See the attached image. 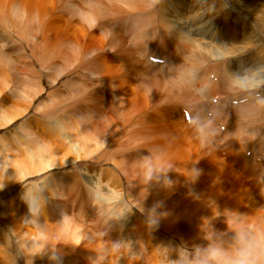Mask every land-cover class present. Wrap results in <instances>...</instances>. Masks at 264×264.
<instances>
[{
    "label": "rangeland",
    "instance_id": "374dc122",
    "mask_svg": "<svg viewBox=\"0 0 264 264\" xmlns=\"http://www.w3.org/2000/svg\"><path fill=\"white\" fill-rule=\"evenodd\" d=\"M50 3L51 0H41V4L37 2L34 5L43 10L45 6L52 8L53 3ZM15 20L9 19L8 24L15 25L12 24ZM18 22L19 29L28 32V28L26 30ZM42 24L40 29L48 42L55 43L56 39L64 38L80 41L79 44L85 47H104L98 32L87 29L86 33L76 21H70L61 13L53 11L43 19ZM162 39L166 40L170 52H175L171 44H180L173 34H164ZM27 46L33 52L31 59L23 58L18 52L0 58V190L11 189L18 182L10 177L8 171L12 162L20 164L28 173H35L42 169L40 160L46 151L63 165L38 173L35 178L32 176L33 181L40 180L39 183L36 181L37 185L33 184L30 188L26 183L24 187L29 188L25 190L22 187L23 190L18 189L6 199L10 214L0 217V264H91L90 256L110 264H264V198L261 197L264 194L261 189L260 193L259 181L250 171L252 165L249 169L234 155L230 150L234 143L220 138L223 126L213 123L215 114L229 108L227 101L204 112L210 126L222 127L214 138L218 150L206 153L197 143L198 121L185 118V114H191L189 106L180 104L182 106L178 107L179 104L168 103L147 107L150 109L144 111L146 101L143 93L131 80L132 75L128 79L122 70L128 61L126 63L120 57L102 58L97 67H92L85 61L64 59L56 52L55 55L47 56L46 53L45 56L42 44V47ZM142 53L133 45L124 56L129 62L138 63ZM149 62L162 64V60L151 59ZM139 64L144 66V59ZM239 67L236 66L234 71H238ZM90 71H99V76L113 81L121 93V101L127 100L136 113H144L142 121L148 119L147 129L151 135L136 136L140 134L137 131L142 133L144 127L132 126L127 120L112 127L114 136L101 143L100 137L96 138L97 135L92 136L88 131L84 130L87 135L85 140L74 134L72 129L68 130L69 121L73 120L67 117L68 111L78 99L73 93L80 89ZM212 76L208 77L211 81ZM174 86V82L162 81L159 90L170 93ZM229 86H222L221 97L230 94ZM204 94L209 95V92ZM217 99L220 97L215 95L212 106L217 105ZM191 100L193 97L189 95L187 101ZM94 101L85 99L83 104L94 110L97 107ZM229 103L236 105L238 101ZM137 139L139 142L134 143ZM234 141L238 142L237 139ZM257 141L237 143V146L246 147L241 156L248 162L251 157L249 147H257L253 167L261 165L259 167L264 171V141ZM137 146L143 153L135 152ZM163 154L168 161L175 159L173 161L179 164L176 166L180 167L183 163L186 167H183L186 172L182 169L185 175L179 181L174 179V169L164 161ZM94 162L101 163L99 171L96 165H89ZM82 165L88 167L89 177L96 179L94 186H87L90 184L82 179V173L85 174L81 170ZM69 166L73 168L67 170ZM189 176L194 177L197 186H203L202 198L200 194L195 196L184 185V178ZM44 183H47L46 188ZM52 184L59 189L55 190ZM108 187L116 189L114 201L107 197ZM60 189H64L63 197L56 198L55 191L59 193ZM48 191H52L51 194ZM204 194L212 198L207 200ZM26 202L40 206L38 226H47L46 229L51 231H46L41 243L43 249L40 247L47 256L34 258V252H31L34 245L27 247L17 243L13 236L21 229L24 230L22 233L37 235V229L31 223L18 217V211ZM52 202L65 206L68 215L64 220L57 216L56 205ZM214 209L217 210L216 215L211 213ZM172 210L178 215L171 213ZM226 213L237 217H228ZM209 217L219 223L213 226ZM65 222L67 227H64ZM4 223L9 225L8 229ZM76 229L80 233H92L94 238L84 239L78 249L72 248L65 243L68 241L65 235L75 233ZM118 236H123L127 248Z\"/></svg>",
    "mask_w": 264,
    "mask_h": 264
},
{
    "label": "bare ground",
    "instance_id": "6f19581e",
    "mask_svg": "<svg viewBox=\"0 0 264 264\" xmlns=\"http://www.w3.org/2000/svg\"><path fill=\"white\" fill-rule=\"evenodd\" d=\"M51 1L53 4H50L53 5L54 9H52L53 7L49 8L45 6L43 10H40L38 5L34 4L37 2L41 4V0H0V58L12 56L13 52H18L23 58L26 57L27 59H31L33 52L30 51L27 44H33L34 47L42 44L45 48L44 50H46L45 56L46 53L47 56L57 53L64 57V59L72 58L75 61H85L92 67H97V62L102 58L120 57L126 63L128 61L122 69L126 73L127 78L130 79L128 76L132 75L131 80L137 83L138 89L143 93V98H145L146 101V108L144 111L150 109L147 107L152 106L153 108L156 105L168 103H176L177 106L179 104L178 107L182 106L180 104L189 106L191 110V114H188L191 119L190 121H198L197 143L200 149H203L206 153L210 152L212 149L218 150L214 138L220 133L222 127L217 129L214 128V124L210 126L204 112L205 110L220 106V104H222L220 102L227 101L226 104H228L229 108L224 112L215 114L216 119L213 123L223 126V134L221 133L222 137L220 138L234 143L230 146V150L234 152V155L240 158V161L244 165L248 167L252 165L251 169L250 167L249 169L254 174L253 176L259 181V190L261 189L264 194V171L259 167L261 165H254L253 167V158L256 157L258 152L257 147L253 145L249 147L251 150V157H249L250 162H248L247 158L244 159L241 156V151L246 147L243 145L237 146V143H250L258 139L264 141V0ZM53 11L63 14L65 18H68L70 21H76L83 30L85 29L86 33L87 29L92 32H98L102 37L103 49H99L95 46L85 47L82 46L81 43L79 44L80 41L75 42L73 39L69 41L68 39L62 38L63 40L56 39L55 43H53V41L48 42L46 39L47 36L44 37L42 33L43 30L40 29V25H43V19L49 17ZM12 18L16 19L12 24L16 25V22L19 20L18 24L26 27V30L28 28V32H25L24 29H19L21 27L17 25V28L15 25H9L8 20H14ZM33 23L34 25L32 26ZM171 33L180 42V44H171L170 47H173L175 52L168 51L167 47L169 46L166 40H163L164 38L162 39L164 34L172 35ZM159 35L161 37H159ZM121 38L124 39L126 43H124ZM43 39L45 40L44 44ZM133 45L143 52L142 58L138 60V63L134 61L129 62L124 56L126 55V51H129L130 47ZM143 59L145 64L141 67L139 62H143ZM151 59L162 60V64H153L149 62ZM239 65L241 68L239 67L238 71H234V68ZM98 73L99 71H90L86 76V80L80 84V89L73 93L78 99L70 105L68 116L66 115L69 118H73V120L70 119L71 121L67 120L70 122H68V130L72 129L73 133L80 139L81 136L85 139L87 135L84 133V130L88 131L90 135H97L96 138L100 137L101 143L114 136L112 127L127 120L132 126L141 125L144 127L142 133L141 130L137 131L140 132V134L137 133L138 135H136L135 132V134L133 133V137L135 135L140 136L141 134L146 136L151 135L147 129L148 119L146 118L142 121L143 117H145L143 115L144 113H136L133 106L129 107L127 100L124 99L121 101V93H119L120 91L116 84L106 79L107 77L103 78L104 76H99L100 74L98 75ZM210 75H213L211 78L213 79L212 81L208 78ZM69 78L72 79V75H69ZM167 80L174 82V89L170 93H161L159 90L160 84L162 81ZM226 84L230 85L231 92L221 97L223 94L222 86ZM192 91L196 93L197 97ZM205 91H208L209 95L204 94ZM189 95L193 97V100L187 101ZM215 95L217 98L220 97V99H217L216 106H212ZM85 99L95 100L94 102L97 107L94 110L85 107L83 104ZM60 101L62 102V100ZM230 101H238V104H230ZM236 124L239 126L236 127ZM234 127L238 129H232ZM78 128L80 131H78ZM234 139H237L238 142L234 141ZM135 142H139L138 139L137 141L135 140L134 143ZM257 142L259 143V141ZM137 147H135V152L143 153L140 146ZM158 150L160 151V146H158ZM6 151L8 150L6 149ZM246 152L247 151H245V153ZM7 153L4 151V154ZM164 157V161L169 163L168 165L174 169V179L179 181L182 176L184 177V171L186 172V169L184 170L183 168L185 167L183 166L184 164L180 163V167L176 166L179 164L173 161L175 159H170V161H168V158L166 156ZM40 162L42 164V169L35 173L26 172L17 162L11 163L8 169L11 174L10 177L16 178L18 182L14 183L11 189H7L6 191L0 190V217H6L10 214L8 205L5 203L9 196L14 194L18 189H22V187L26 190L29 187L31 188V185L33 186L34 184L35 186L40 182V180H38V182L36 179L33 181L31 179L32 176L35 178V175L38 173L42 174L48 169L63 165V163L57 161L46 151L42 153ZM68 163H70V161H68ZM89 165H96L98 167L97 171H99V168L102 166L101 163L96 162L89 163ZM72 168L73 166H69L67 170H71ZM81 170L85 171V174L82 173V179L84 180L85 178V182L90 184L85 185L90 187L94 186L96 179H91V177H89L88 167L82 165ZM45 177L46 176H44V178ZM184 179V185L188 187V190L193 192L195 196L200 194L202 198L204 192V189L202 190L203 186H197L194 177L192 178L189 176ZM26 183H29V187L27 188H25L27 186ZM46 184L44 183L45 188ZM63 185H61L60 188H62ZM0 187H2V183H0ZM54 187L53 188L57 190V185ZM115 190L116 189L113 187H108L107 192L109 195L107 196L106 192L105 195L111 197L114 201L116 197ZM63 192L64 189H60L59 193L55 191L57 194L56 198L57 196L62 198ZM114 195L115 197L113 198ZM210 197L211 195L208 197L207 194L204 196L205 199L208 198L207 200L212 198ZM261 197L264 198V195ZM32 200L31 202H33ZM52 204L56 205L55 212H57V216H59L60 220H64L68 215L65 206L60 203L52 202ZM40 209L38 204L34 205L33 203L26 202L22 210L18 211V217L23 219L24 222L28 221L31 223V225L37 229V235L22 233V231H24L23 229L20 230L21 233H14L13 235L17 243L21 242L27 247L34 245L31 250V252H34V258L48 255L43 252L40 247L46 236V231L51 233L50 230L46 229L47 226H38L40 223ZM171 213L174 215L177 214L173 212V210ZM211 213L216 215L217 210L214 209ZM198 214L200 213L198 212ZM225 215L228 217L236 216L233 213H226ZM212 218L209 217V221H212L211 224L215 226L218 220H213ZM206 219L203 221H206ZM7 223L4 224L8 229L9 225H7ZM67 225L68 224L65 222L64 227H67ZM119 234L122 235V233ZM93 235L92 233H80L76 229L75 233H66L65 238H67L68 241L65 243L72 248L78 249V247L81 246L79 243L84 239L92 240L94 238ZM118 237L120 241L124 243L123 245L125 247L128 246L123 240V236ZM65 240L66 239H64V241ZM142 256L143 255L139 257ZM90 257L91 264H110L107 261L101 262L95 256Z\"/></svg>",
    "mask_w": 264,
    "mask_h": 264
}]
</instances>
